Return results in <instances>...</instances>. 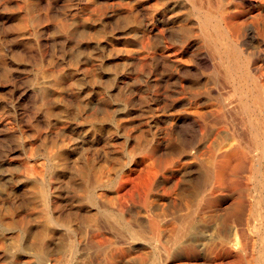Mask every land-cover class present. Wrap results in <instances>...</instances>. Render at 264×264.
Masks as SVG:
<instances>
[{"label":"rangeland","instance_id":"rangeland-1","mask_svg":"<svg viewBox=\"0 0 264 264\" xmlns=\"http://www.w3.org/2000/svg\"><path fill=\"white\" fill-rule=\"evenodd\" d=\"M220 30L264 95V0H0V264H264V108L219 72Z\"/></svg>","mask_w":264,"mask_h":264},{"label":"bare ground","instance_id":"bare-ground-1","mask_svg":"<svg viewBox=\"0 0 264 264\" xmlns=\"http://www.w3.org/2000/svg\"><path fill=\"white\" fill-rule=\"evenodd\" d=\"M193 2H195V1H193ZM201 3V2H200ZM177 4V3H176ZM192 4V3H191ZM193 4H195V3H193ZM205 4V3H204ZM195 7V6H194ZM197 12V11H196ZM234 12V11H233ZM198 13H199V23H200V26L202 27V29H207V30H209L208 28L210 27V24H211V22H212V18H211V16L208 14V12H204L203 10H198ZM194 14H196V13H194ZM222 15V14H221ZM224 15V14H223ZM228 15V14H227ZM232 15H235V14H233L232 13ZM229 16V15H228ZM198 17V16H197ZM196 17V18H197ZM184 18V17H183ZM224 18H226V17H224ZM228 18V17H227ZM195 19V18H194ZM231 19V18H230ZM230 19H228L229 21H230ZM171 20V19H170ZM183 20V19H182ZM186 21V20H185ZM193 21V20H192ZM216 21H218V20H216ZM171 22V21H170ZM182 23V22H181ZM197 23V22H196ZM222 23V22H221ZM220 23V24H221ZM236 23V22H235ZM177 24V23H176ZM182 25V24H181ZM180 25V26H181ZM185 26H186V23L184 24ZM183 25V26H184ZM197 26H198V24H196ZM233 26H235V24H232ZM179 26V25H178ZM191 26V25H190ZM193 26H195V25H193ZM236 26H237V24H236ZM183 28V27H182ZM193 27H191V29H192ZM220 28V27H219ZM223 28V27H222ZM236 28V27H235ZM240 29V28H239ZM249 29V28H248ZM251 29V28H250ZM183 30H185V27L182 29V31ZM155 31V30H154ZM248 31V30H247ZM195 31H193L192 33H194ZM210 32V31H209ZM215 32V31H214ZM240 32V31H239ZM217 33V37H218V41L216 40V41H214L212 38V35L213 34H211V33H208V32H202V34H201V31H200V34L202 35V37L203 38H205V41H206V43L205 44H207V46L211 49V51L213 52V54H214V56H216V58L215 59H218V70H219V72H222L223 73V76H224V78L226 79V81H228L229 83H231L232 85H233V83L235 84V85H237V78L239 77V75H238V73H243L246 77L244 78V81L243 82H245V84H241L240 85V87L239 88H237L238 89V91H242V89H243V85H246V84H249L250 83V73H249V70H248V68H249V64H247L245 61V59H244V57H243V55H242V52L238 49L239 47H236L235 45H233L232 43H230V41L227 43L226 42V36H225V34H224V32L222 31L221 32V30L220 31H217L216 32ZM250 34V33H249ZM216 35V34H215ZM194 36V35H193ZM192 36V37H193ZM228 36V35H227ZM235 37V36H234ZM236 38H237V36H236ZM231 39V38H230ZM231 41H232V39H231ZM225 42V43H224ZM238 43V42H237ZM238 45V44H237ZM256 47V46H255ZM262 53V52H261ZM169 54H171V53H169ZM168 54V55H169ZM262 58V57H261ZM179 59V58H178ZM241 60V61H240ZM245 60V61H244ZM123 62H125V61H123ZM257 64H259V62L257 63ZM249 65V66H248ZM254 65V64H253ZM263 66V65H262ZM257 67V66H256ZM262 68V67H261ZM212 71V70H211ZM262 73H263V71H262ZM257 75H259V74H257ZM261 76V75H260ZM257 77V76H256ZM243 78V77H242ZM200 79V78H199ZM252 80H253V78H252ZM255 80V79H254ZM263 80V79H262ZM197 81V80H196ZM199 81V80H198ZM200 82V81H199ZM240 82H241V80H239L238 81V83L240 84ZM255 82V81H254ZM215 83H217V82H215ZM256 83V82H255ZM262 84V83H261ZM192 85V84H191ZM201 85V84H200ZM193 86H195V85H193ZM262 86H263V84H262ZM197 87V86H196ZM218 87V86H217ZM227 87V86H226ZM195 88V87H194ZM223 88H225V87H223ZM246 88V87H245ZM248 88V87H247ZM220 90V89H219ZM235 91H236V89H234ZM253 90V89H252ZM237 91V92H238ZM251 91V90H250ZM254 91V90H253ZM237 92H236V94H237ZM252 92V91H251ZM257 92H258V94H257V96L255 97L253 94L251 95V94H249V93H246L245 92V94H244V90L242 91V96H241V105H242V111H243V113L245 112L247 115H250L251 117H252V115H254V114H256V109L257 108H264V95L262 94V92H260V89H258L257 88ZM218 93V92H217ZM229 94H231V93H229ZM223 95V94H222ZM229 96V95H228ZM233 97V96H232ZM93 99H94V97H93ZM202 99H204V98H202ZM201 99V100H202ZM91 100V99H90ZM205 100V99H204ZM203 100V101H204ZM229 100V99H228ZM92 101V100H91ZM235 101V100H234ZM201 102V101H200ZM205 102V101H204ZM252 102V103H251ZM222 103V102H221ZM201 104V103H200ZM232 104H233V102H232ZM231 105V104H230ZM240 105V104H239ZM224 106V105H223ZM225 107V106H224ZM234 107H236V106H234ZM231 108V107H230ZM225 109V108H224ZM236 109V108H235ZM238 109V108H237ZM226 110V109H225ZM223 111V110H222ZM228 111H229V109H228ZM228 111H227V113H228ZM230 111H232V110H230ZM221 112V111H220ZM260 112V111H259ZM244 113V114H245ZM262 113V112H261ZM222 114V113H221ZM243 114V115H244ZM259 115V114H258ZM227 117V116H226ZM244 117V116H243ZM258 117V116H257ZM228 118V117H227ZM249 118V117H248ZM259 118H261V117H259ZM258 119V118H257ZM184 120V119H183ZM244 120V119H243ZM246 120V119H245ZM231 122V121H230ZM237 122V121H236ZM247 122H249V121H247ZM257 122H258V120L256 121V120H252L251 119V121H250V129L249 128H247V129H249V130H251V132L252 133H254V135L255 134H257V133H259V128H258V124H257ZM264 122V121H263ZM181 123H183V122H181ZM238 123H239V121H238ZM184 125V124H183ZM247 125V124H246ZM249 125V124H248ZM245 126V125H244ZM242 127V126H241ZM246 127V126H245ZM234 128V127H233ZM246 131H248V130H246ZM262 131V130H261ZM250 132V131H249ZM214 134V133H213ZM241 134V133H240ZM250 134V133H249ZM248 134V135H249ZM263 134V133H262ZM238 135H239V133H238ZM243 135V134H242ZM264 135V134H263ZM258 136V135H257ZM260 136V135H259ZM243 139H244V137H242ZM247 138V137H246ZM249 138V137H248ZM264 138V137H263ZM237 139V138H236ZM239 139V138H238ZM237 139V140H238ZM251 139V138H250ZM254 139V138H253ZM259 139H261V137L259 138ZM165 140V139H164ZM241 140V139H240ZM243 141V140H242ZM242 141H241V143H242ZM228 142V141H227ZM250 142V141H249ZM82 143V142H81ZM80 143V144H81ZM240 143V144H241ZM80 144H78V145H80ZM230 144H232V143H230ZM229 144V145H230ZM247 144V143H246ZM259 144V143H258ZM251 145H249L248 147H250ZM253 146V145H252ZM264 146V145H263ZM66 147V146H65ZM69 147V146H68ZM71 147V146H70ZM77 147V146H76ZM183 147V146H182ZM228 147V146H227ZM226 147V148H227ZM233 147H234V145H233ZM61 148V147H60ZM60 148H59V150H60ZM225 148V149H226ZM176 149V148H175ZM155 150V149H154ZM153 150V151H154ZM251 150V149H250ZM51 151V150H50ZM67 151V150H66ZM74 151V150H73ZM150 151H151V149H150ZM175 151V150H174ZM187 151V150H186ZM226 151V150H225ZM228 151V150H227ZM247 151H249V149H247ZM253 151H255L254 149H253ZM253 151H251V152H253ZM189 152V151H188ZM229 152V151H228ZM227 152V153H228ZM231 152V151H230ZM149 153H151V155H152V152H149ZM177 153H178V151H177ZM226 153V152H225ZM231 153H235V152H231ZM239 153V152H238ZM250 153V152H249ZM262 153V152H261ZM62 154V153H61ZM60 154V155H61ZM134 154V153H133ZM176 154V153H175ZM191 154H192V152H191ZM251 154V153H250ZM260 154V153H259ZM132 155V154H131ZM154 155V154H153ZM234 155V154H233ZM232 155V156H233ZM235 155H236V153H235ZM264 155V154H263ZM57 156V155H56ZM64 156V155H63ZM157 156V155H156ZM156 156H154V157H156ZM252 156V155H251ZM62 157V156H61ZM70 157V156H69ZM72 157V156H71ZM70 157V158H71ZM202 157V156H201ZM229 157V156H228ZM231 157V156H230ZM240 156H238V158H239ZM260 157V156H259ZM65 158H67V156L65 157ZM233 158H235V159H237L235 156L233 157ZM68 159V158H67ZM183 159H184V157H183ZM213 159H215V158H213ZM229 159V158H228ZM253 159H254V157H253ZM64 160V159H63ZM70 160V159H69ZM81 160V159H80ZM185 160H187V159H185ZM231 159H229V160H227L228 162L230 161ZM31 161V160H30ZM60 161V160H59ZM62 161V160H61ZM73 161V160H72ZM83 161V160H82ZM161 161V160H160ZM236 161V160H235ZM243 162H244V160H242ZM252 161V160H251ZM257 161H258V159H257ZM262 161V160H261ZM261 161H259V163L261 162ZM264 161V160H263ZM68 162V161H67ZM181 162H183V160L181 161ZM238 162V161H237ZM237 162L235 163V164H237ZM240 162H241V160H240ZM46 163V162H45ZM71 163V162H70ZM128 163V162H127ZM158 163V162H157ZM206 163V162H205ZM239 163V162H238ZM245 163V162H244ZM243 163V164H244ZM248 163L249 162H247V166H248ZM30 164H32L31 162H30ZM80 164V163H79ZM162 164V163H161ZM160 164V165H161ZM232 164L234 165V163L232 162ZM241 164V163H240ZM242 164V165H243ZM256 164H258V163H256ZM71 165V164H70ZM87 164H85V166H86ZM89 165V164H88ZM87 165V166H88ZM122 165V164H121ZM124 165V164H123ZM128 164H126V166H127ZM163 165V164H162ZM229 165H230V163H229ZM241 165V166H242ZM255 165V164H254ZM260 165V164H259ZM53 166V165H52ZM164 166H167V165H164ZM163 166V167H164ZM192 166V165H191ZM213 166V165H212ZM232 166V165H231ZM246 166V167H247ZM256 166V165H255ZM258 166V165H257ZM263 165H261V167H262ZM24 167V166H23ZM25 167H27V164H26V166ZM65 167H68V163H67V166H65ZM82 167V166H81ZM84 167V166H83ZM82 167V168H83ZM124 167V166H123ZM181 167V166H180ZM224 164H223V168L221 169V170H223L224 169ZM230 167V166H229ZM254 167V166H253ZM40 168V167H39ZM69 168V167H68ZM85 168V167H84ZM89 168V167H88ZM91 168H92V166H91ZM96 168V167H95ZM119 168H120V166H119ZM245 168V167H244ZM26 169V168H25ZM24 169V170H25ZM47 169V168H46ZM94 169V168H93ZM127 169V168H126ZM178 169V168H177ZM211 169H212V167H211ZM230 169V168H229ZM246 169V168H245ZM23 170V171H24ZM27 170V169H26ZM29 170V169H28ZM31 170V169H30ZM38 170V169H37ZM50 170V169H49ZM64 170V169H63ZM125 170V169H124ZM139 170V169H138ZM175 170V169H174ZM191 170V169H190ZM243 170V169H242ZM241 170V171H242ZM39 171V170H38ZM87 171V170H86ZM188 171V170H187ZM186 171V172H187ZM227 171H228V167H227ZM226 171V173H228ZM27 172V171H26ZM37 172V171H36ZM39 172H41V171H39ZM43 172V171H42ZM63 172V171H62ZM82 172H84V171H82ZM81 172V173H82ZM100 172V171H99ZM99 172H97V173H99ZM174 172V171H173ZM185 172V171H184ZM219 172V171H218ZM223 172H225V171H223ZM254 172H256V171H254ZM23 173V172H22ZM29 172H27L26 174H28ZM46 173V172H45ZM48 173V172H47ZM60 172H58V174H59ZM80 173V174H81ZM106 173V172H105ZM132 173H133V171H132ZM131 173V174H132ZM171 173V172H170ZM225 173V174H226ZM49 174H50V172H49ZM94 174H96L95 172H94ZM100 174V173H99ZM129 174V173H128ZM182 174V173H181ZM41 175V174H40ZM42 175H44L43 173H42ZM48 175V174H47ZM51 175V174H50ZM61 175V174H60ZM102 175H105L104 173L102 174ZM110 175V174H109ZM108 175V176H109ZM141 175V174H140ZM173 175V174H172ZM176 175V174H175ZM217 175V174H216ZM222 175H223V173H222ZM222 175H220V177L222 176ZM252 175H253V173H252ZM57 176H59V175H57ZM79 176V175H78ZM97 176V175H96ZM126 176V175H125ZM225 176V175H224ZM254 176V175H253ZM257 176V175H256ZM26 177V176H25ZM48 177H50V176H47V178ZM54 177V176H53ZM60 177V176H59ZM58 177V178H59ZM81 177V176H80ZM84 177V176H83ZM91 177V179H92V176H90ZM99 177V176H98ZM216 177V176H215ZM250 177V176H249ZM51 178V177H50ZM105 178H107L106 176H105ZM224 178V177H223ZM79 179V178H78ZM86 179V178H85ZM84 179V180H85ZM91 179H90V181H91ZM123 179H125V178H123ZM132 179H133V177H132ZM135 179V178H134ZM257 179V178H256ZM46 180V179H45ZM60 180V179H59ZM81 180V179H80ZM225 180V179H224ZM42 181V180H41ZM55 181V180H54ZM127 181V180H126ZM134 181V180H133ZM136 181V180H135ZM138 181H139V179H138ZM223 181V180H222ZM262 181V180H261ZM47 182V181H46ZM87 182V181H86ZM92 182V181H91ZM112 182V181H111ZM119 182V181H118ZM131 182V181H130ZM211 182V181H210ZM209 182V183H210ZM259 182V181H258ZM32 183V182H31ZM93 183V182H92ZM132 183V182H131ZM136 183V182H135ZM205 183V182H204ZM257 183V182H256ZM255 183V184H256ZM27 184H29V183H27ZM34 184V183H33ZM81 184H82V182H81ZM137 184H139V183H137ZM136 184V185H137ZM259 184H260V182H259ZM49 185V184H48ZM55 185V184H54ZM83 185V184H82ZM81 185V186H82ZM131 185H134V184H131ZM208 185V184H207ZM206 185V186H207ZM225 185V184H224ZM254 185V184H253ZM40 186V185H39ZM51 186H53V185H51ZM56 186V185H55ZM45 187V186H44ZM58 187V186H57ZM77 187H79V186H77ZM129 187H130V185H129ZM128 187V188H129ZM258 187V186H257ZM259 187H260V185H259ZM32 188V187H31ZM41 188V187H40ZM90 188V187H89ZM134 188V187H133ZM132 188V189H133ZM206 188V187H205ZM204 188V189H205ZM209 188V187H208ZM32 189H34V186H33V188ZM82 189H84V187H82ZM86 189V188H85ZM137 189V188H136ZM198 189V188H197ZM256 189V188H255ZM78 190V189H77ZM76 190V191H77ZM80 190V189H79ZM120 190V189H119ZM200 190V189H199ZM198 190V191H199ZM207 190V189H206ZM254 190V189H253ZM257 190V189H256ZM56 191V190H55ZM54 191V192H55ZM58 191H60L59 189H58ZM58 191H56V192H58ZM76 191H75V193H76ZM85 191V190H84ZM130 191V190H129ZM129 191H128V193H129ZM134 191V190H133ZM136 191V190H135ZM204 191V190H203ZM260 191V190H259ZM47 192V191H46ZM51 192H52V190H51ZM122 192V191H121ZM216 192V191H215ZM78 193V192H77ZM100 193V192H99ZM130 193H132V191H130ZM135 193V192H134ZM133 193V194H134ZM200 193V192H199ZM262 193H263V191H262ZM83 194H84V192H83ZM100 194H103V192L102 193H100ZM105 194V193H104ZM103 194V197H106L105 195ZM121 194H124V193H121ZM132 194V195H133ZM32 196H33V193L31 194ZM47 195V194H46ZM58 195H59V192H58ZM80 195H82L81 193H80ZM80 195L78 196V197H80ZM119 195V194H118ZM128 195V194H127ZM196 195V194H195ZM211 195V194H210ZM212 195H214V194H212ZM84 196V195H83ZM99 196V195H98ZM110 196V195H109ZM112 196V195H111ZM115 196V195H114ZM125 196V195H124ZM158 196H160V195H158ZM259 196V195H258ZM100 197V196H99ZM122 197V196H121ZM196 197V196H195ZM257 197V196H256ZM261 197H263V196H261ZM35 198V197H34ZM44 198V197H43ZM87 198H88V200L92 203V204H94V202H96V196H95V193L94 192H89L88 194H87ZM156 198V197H155ZM162 198V197H161ZM167 198V197H166ZM264 198V197H263ZM58 199V198H57ZM106 199V198H105ZM124 200L126 199V198H123ZM158 199H160V198H158ZM164 199H165V197H164ZM194 199V198H193ZM192 199V200H193ZM202 199V198H201ZM259 199H260V197H259ZM38 200V199H37ZM48 200V199H47ZM76 200H77V198H76ZM79 200V199H78ZM77 200V201H78ZM116 200V199H115ZM123 200V201H124ZM173 200V199H172ZM195 200V199H194ZM53 201H54V199H53ZM122 201V200H121ZM122 201V202H123ZM127 201H128V199H127ZM152 201V200H151ZM174 201V200H173ZM99 202V201H98ZM116 202H118V201H116ZM154 202V201H153ZM163 202V201H162ZM169 201H167V202H165V203H168ZM176 202V201H175ZM174 202V203H175ZM197 202H200V201H197ZM254 202H256V201H254ZM44 203V202H43ZM100 203V202H99ZM106 203H107V201H106ZM124 203H126L125 201H124ZM242 202L240 201V202H238V204L240 205ZM49 204V203H48ZM56 204V203H55ZM57 204H58V202H57ZM101 204V203H100ZM112 204V203H111ZM110 204V205H111ZM127 204V203H126ZM162 204V203H161ZM176 204V203H175ZM200 204H201V202H200ZM252 204V203H251ZM256 204H257V202H256ZM102 205V204H101ZM105 205H108V207H110L109 206V204L107 203V204H105ZM112 205H114V204H112ZM116 205V204H115ZM114 205V206H115ZM128 205V204H127ZM126 205V206H127ZM130 205V207H131V204H129ZM167 205V204H166ZM254 205V204H253ZM261 205V204H260ZM86 206V205H85ZM117 206V205H116ZM122 206V205H121ZM125 206V205H124ZM188 206H189V204H188ZM193 206H195V204L193 205ZM241 206V205H240ZM48 207V206H47ZM55 207V206H54ZM79 207V206H78ZM80 207H82V206H80ZM84 207V206H83ZM98 207V206H97ZM106 207V206H105ZM151 207H152V205H151ZM167 207H168V205H167ZM166 207V208H167ZM169 207H171V206H169ZM190 207V206H189ZM197 207V206H196ZM253 207V206H252ZM53 208V207H52ZM51 208V209H52ZM119 208V207H118ZM127 207H125V209H126ZM238 208H240L239 206H238ZM242 208V207H241ZM257 208V207H256ZM44 209V208H43ZM86 209H88V207H86ZM110 209H112V208H110ZM129 209H131V208H129ZM171 209H172V207H171ZM181 209V208H180ZM190 209V208H189ZM199 209H200V207H199ZM251 209V208H250ZM89 210V209H88ZM119 210V209H118ZM122 210V209H121ZM121 210H119V211H121ZM132 210H134V209H132ZM149 210V209H148ZM156 210V209H155ZM186 210V209H185ZM198 210V209H197ZM238 210V209H237ZM49 211V210H48ZM52 211V210H51ZM55 211V210H54ZM94 211H95V209H94ZM151 211V210H150ZM149 211V212H150ZM183 211V210H182ZM192 211V210H191ZM194 211V210H193ZM201 211V210H200ZM235 211V210H234ZM253 211V210H252ZM255 211H257V210H255ZM134 212H135V210H134ZM155 212H157V210L155 211ZM162 212V211H161ZM165 212V211H164ZM181 212V211H180ZM179 212V213H180ZM236 212V211H235ZM258 212V211H257ZM264 212V211H263ZM64 213V212H63ZM66 213V212H65ZM89 213V212H88ZM171 213H174V212H171ZM177 214V215H180V214ZM189 213V212H188ZM187 213V214H188ZM194 213V212H193ZM195 213H196V211H195ZM250 213V212H249ZM74 214V213H73ZM96 214V213H95ZM142 214V213H141ZM152 214V213H151ZM185 214V213H184ZM190 214V213H189ZM251 214V213H250ZM253 214V213H252ZM61 215V214H60ZM69 215V214H68ZM67 215V216H68ZM87 215H89L90 216V213L89 214H87ZM130 215V214H129ZM154 215V214H153ZM153 215H152V217H153ZM161 215V214H160ZM160 215H159V217H160ZM166 214H164V216H165ZM168 215V214H167ZM166 215V216H167ZM173 215L174 214H172V216L171 217H173ZM259 215V214H258ZM32 216H33V214H32ZM39 216H41V215H39ZM51 216V215H50ZM65 216V215H64ZM117 216V215H116ZM135 216V215H134ZM150 216V215H149ZM165 216V217H166ZM182 216V215H181ZM184 216V215H183ZM187 216V215H186ZM191 216V215H190ZM255 216V215H254ZM34 217V216H33ZM61 217V216H60ZM72 216H70V218H71ZM91 217V216H90ZM90 217H88L89 219H90ZM130 217V216H129ZM140 217V216H139ZM163 217V216H162ZM168 218H169V216H167ZM67 218V217H66ZM65 218V219H66ZM69 218V217H68ZM151 218V217H150ZM168 218H167V221H169L170 222V220H168ZM177 218V217H176ZM175 218V219H176ZM2 219V218H1ZM30 219V218H29ZM63 219V218H62ZM154 219H156V216H155V218ZM161 219V218H160ZM159 219V220H160ZM173 219V218H172ZM175 219H173V220H175ZM180 219V218H179ZM182 219V218H181ZM186 219H187V217H186ZM31 220H32V217H31ZM31 220H30V222H31ZM57 220V219H56ZM67 220V219H66ZM150 220V219H149ZM158 220V221H159ZM178 219H176V221H177ZM183 220H184V218H183ZM192 220V219H191ZM68 221V220H67ZM70 221V220H69ZM68 221V222H69ZM127 221H128V219H127ZM138 221V220H137ZM142 221V220H141ZM167 221H163V222H167ZM179 221V220H178ZM182 221V220H181ZM188 221H190V218H189V220ZM6 222V221H5ZM9 222V221H8ZM10 222H11V220H10ZM9 222V223H10ZM46 222L47 223H51V222H53V220L51 219V218H49V217H47L46 216ZM67 222V223H68ZM99 222V221H98ZM157 222V221H156ZM192 222V221H191ZM34 223V222H33ZM133 223V222H132ZM180 223V222H179ZM19 224V223H18ZM28 224H30V223H28ZM69 224V223H68ZM99 224V223H98ZM98 224L96 225L97 227H99L98 226ZM111 224V223H110ZM143 224V223H142ZM166 224V223H165ZM181 224V223H180ZM183 224V223H182ZM191 224V223H190ZM190 224H188V225H190ZM134 225V224H133ZM158 225V224H157ZM187 225V226H188ZM34 226V225H33ZM95 226V227H96ZM148 226L149 225H146V227L148 228ZM186 226V227H187ZM21 227H22V225H21ZM66 227V226H65ZM144 227V226H143ZM152 227V226H151ZM151 227H149V229L151 230V229H153V228H151ZM40 228V227H39ZM63 228V227H62ZM77 228H79V227H77ZM113 228V227H112ZM158 228L159 227H157V230H158ZM184 228V227H183ZM182 228V229H183ZM34 229V228H33ZM41 229V228H40ZM61 229V228H60ZM137 229V228H136ZM78 230V229H77ZM87 231H88V229H86ZM85 230V231H86ZM94 230H96V229H94ZM94 230H92V231H94ZM35 231V230H34ZM36 231H37V229H36ZM86 231V232H87ZM98 231V230H97ZM97 231H95V232H97ZM145 231V230H144ZM154 230H152L151 232H153ZM164 231V230H163ZM179 231H180V229H179ZM6 232H8V231H6ZM53 232V231H52ZM52 232H50L51 234H52ZM55 232V231H54ZM94 232V233H95ZM139 232V231H138ZM148 233H149V231H147ZM155 232V231H154ZM175 232V231H174ZM182 232V231H181ZM58 233V232H57ZM65 233H67V232H65ZM81 233V232H80ZM114 233V232H113ZM144 233V232H143ZM156 233V232H155ZM154 233V234H155ZM158 233V232H157ZM176 233V232H175ZM178 233V232H177ZM183 233H184V231H183ZM50 234V235H51ZM54 234V233H53ZM59 234V233H58ZM61 234V233H60ZM59 234V238H60V236L62 237L63 235L61 234L60 235ZM73 234V233H72ZM87 234H89V233H87ZM96 234V233H95ZM16 235V234H15ZM94 235V234H93ZM127 235V234H126ZM177 237H180L179 235H177V234H175ZM11 236V235H10ZM90 236H91V232H90ZM139 236H141V235H139ZM143 236V235H142ZM15 237V236H14ZM77 237V236H76ZM81 237V236H80ZM88 237V236H87ZM92 237V236H91ZM160 237V236H159ZM176 237V238H177ZM93 238V237H92ZM106 238H107V236H106ZM126 238H128L127 236H126ZM142 238H144V237H142ZM147 238V237H146ZM16 239V238H15ZM17 239H18V236H17ZM129 239V238H128ZM148 239V238H147ZM1 240H2V238H1ZM8 240V239H7ZM92 240H94V239H92ZM92 240H89L90 241V243H91V241ZM96 240V239H95ZM95 240H94V242H95ZM99 240H100V238H99ZM132 240V239H131ZM157 240V239H156ZM159 240V239H158ZM11 241H13V240H11ZM58 241V240H57ZM56 241V242H57ZM70 241V240H69ZM72 241V240H71ZM86 241H88V240H86ZM104 241H106V240H104ZM128 241V240H127ZM146 241V240H145ZM150 241V240H149ZM152 241H154V240H152ZM152 241H150V242H152ZM85 242V241H84ZM110 242V241H109ZM139 242V244H140V241H138ZM156 242H158V241H156ZM74 243V242H73ZM78 243V242H77ZM89 243V242H88ZM110 243H112V242H110ZM119 243H122V244H127V243H123V241L121 242V240H120V242ZM153 243V242H152ZM159 243V242H158ZM8 244V243H7ZM51 244V243H50ZM93 244V243H92ZM96 244V243H95ZM98 244H100V242L98 243ZM102 244H104V243H102ZM106 244V243H105ZM104 244V245H105ZM133 244V243H132ZM147 244V243H146ZM2 245V244H1ZM5 245V244H4ZM73 245V244H72ZM84 245H86V244H83V246ZM88 245H90V244H88ZM94 245V244H93ZM97 245V244H96ZM150 245V244H149ZM159 245V244H158ZM51 246V245H50ZM77 246V245H76ZM83 246H81V247H83ZM101 246V245H100ZM103 246V245H102ZM112 246V245H111ZM141 246V245H140ZM167 246V245H166ZM69 247H71L70 245H69ZM81 247H80V250H81ZM90 247V246H89ZM154 247H156V245L154 246ZM158 247V246H157ZM2 248V247H1ZM3 248H4V246H3ZM9 248V247H8ZM68 248V247H67ZM76 248V247H75ZM83 248H85V249H87V247H83ZM97 248H99V247H96V249ZM107 248V247H106ZM106 248H104V249H106ZM110 248V247H109ZM108 248V249H109ZM141 248V247H140ZM139 248V249H140ZM144 248V247H143ZM147 248V247H146ZM152 248V247H151ZM90 249V248H89ZM125 249H126V247H125ZM145 249V248H144ZM157 249V248H156ZM160 249H161V247H160ZM93 250H94V248H93ZM112 250H113V248H112ZM143 250V249H142ZM147 250H148V248H147ZM151 250V249H150ZM154 250V249H153ZM152 250V251H153ZM74 251V250H73ZM96 251V250H95ZM94 251V252H95ZM97 251H99V250H97ZM96 251V252H97ZM146 251V250H145ZM1 252H3V251H1ZM10 252V251H9ZM70 252V251H69ZM87 252H89V251H87ZM122 252H124V251H122ZM131 252V251H130ZM31 253V252H30ZM91 254H92V251L90 252ZM106 253V252H105ZM126 253H128V252H126ZM159 253H160V250H159ZM3 254V253H2ZM63 254H65V253H63ZM86 254V253H85ZM89 254V253H88ZM94 254V253H93ZM99 254V253H98ZM131 254H132V252H131ZM157 254V253H156ZM70 255V254H69ZM78 255H79V252H78ZM100 255H102V254H100ZM153 255H154V253H153ZM2 256V255H1ZM20 256V255H19ZM72 256L73 255H71L70 257V259H72ZM86 256V255H85ZM84 256V257H85ZM89 256H91V255H89ZM151 256V255H150ZM17 257V256H16ZM56 257V256H55ZM75 257V256H74ZM83 257V256H82ZM88 257V256H87ZM102 257V256H101ZM131 257V256H130ZM153 257V256H152ZM21 258V257H20ZM63 258H64V256H63ZM62 258V259H63ZM125 258V257H124ZM135 258V257H134ZM155 258V257H154ZM36 259H37V261H36V264H67L66 262L64 263V262H60V261H55V260H52V262H47V260L45 259V254H43V252H38L37 254H36ZM57 259H58V257H57ZM61 259V260H62ZM76 259V258H75ZM78 259H80V258H78ZM88 259V258H87ZM130 259V258H129ZM128 259V260H129ZM23 260V259H22ZM66 260V259H65ZM96 260H97V258H96ZM126 260V259H125ZM130 260H132V259H130ZM138 260V259H137ZM152 260V259H151ZM19 261V260H18ZM141 261V260H140ZM157 261V260H156ZM3 262V261H2ZM69 262H71V261H69ZM75 262V261H74ZM96 262H98V260L96 261ZM96 262H94V263H96ZM24 263V262H23ZM137 263V262H136ZM14 264H16V262L14 263ZM28 264V263H27ZM81 264V263H80ZM103 264V263H102ZM126 264H128V263H126ZM138 264V263H137Z\"/></svg>","mask_w":264,"mask_h":264}]
</instances>
